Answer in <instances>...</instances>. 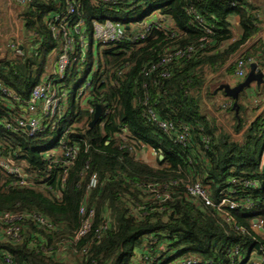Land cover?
<instances>
[{"label": "trees", "instance_id": "obj_1", "mask_svg": "<svg viewBox=\"0 0 264 264\" xmlns=\"http://www.w3.org/2000/svg\"><path fill=\"white\" fill-rule=\"evenodd\" d=\"M24 1L19 14L25 35L22 49L0 59V81L22 101L29 98L58 47L45 18L62 6V2L52 0ZM77 1L74 18L84 20L86 40L90 42L84 63L74 62L67 68L61 83L68 88L75 74L87 66V56L94 59L86 75L92 81L86 96L75 100L70 95L60 120L32 137L12 134L0 126L2 154L9 162L20 165L34 181L28 187L8 186L12 177L0 174V212L37 213L49 221L51 228L24 221L21 241L0 240V250L11 255L13 264H132L135 252L155 237L178 256L199 259V264H230L234 248L239 252L234 264H256L250 256L258 255L264 244V207L228 210L236 229L224 222L213 207H205L185 190L186 184L197 182L213 200L220 190L236 202L248 198L260 203L264 199V171L258 168L264 147V110L253 120L247 118L246 112L256 111L259 106L249 108L245 90L236 100L237 115L229 98L228 104L214 110L216 115H210L203 103L212 96L210 89L219 84L217 78L234 73V55L259 30L256 7L250 0H136L134 4L116 7ZM187 8L196 11L201 24L212 26L210 34L205 35L202 25L190 19L185 13ZM110 13L142 15L121 23L126 33L141 29L143 20L152 13L168 22H161L160 30H151L139 42L97 44L103 49L99 53L97 48L96 60L90 24L93 19H106L105 14ZM232 18L238 20L239 38L233 36ZM204 36L209 40L202 44L200 39ZM257 43L243 53L244 59H257ZM188 47L193 49L190 57H172L160 64L164 50L173 54ZM259 67L264 69V64ZM95 68L96 72H92ZM210 75L214 78L208 80ZM257 93L264 94V84ZM95 105L101 107V113L90 128L93 114L87 108ZM148 107L175 128L189 127L186 146L174 142L171 134L161 132L147 120ZM5 115L0 103V119ZM63 131H67L65 140L74 141L78 152L66 182L60 184L59 164L45 178V152L49 149L39 150V146L48 142L50 149L56 148ZM122 132L126 133L127 142L119 137ZM53 134L57 138L52 143L48 138ZM239 134L236 140L234 135ZM142 147L157 152L155 165L138 159ZM84 173L95 174L98 179V187L89 197L95 210L94 228L104 218L109 222L108 229L80 257L37 253L39 245L55 248L65 242L78 227L77 208L87 181V176L79 174ZM231 180H256L258 185L244 190L241 185L229 184ZM255 219L263 222L259 232L252 228Z\"/></svg>", "mask_w": 264, "mask_h": 264}, {"label": "built area", "instance_id": "obj_2", "mask_svg": "<svg viewBox=\"0 0 264 264\" xmlns=\"http://www.w3.org/2000/svg\"><path fill=\"white\" fill-rule=\"evenodd\" d=\"M7 10V28L8 32L5 36L3 45L9 52H17L20 44L25 41L23 23L19 16L21 5L24 0H3ZM57 3L62 2V6L58 10L48 14L45 18V25L51 31V35L58 42V47L55 51L54 58L46 63L44 73L39 82L32 88L29 98L22 101L20 97L14 94L4 83L0 81V103L6 111V115L0 119V126L12 133L22 134L32 137L44 131L49 124H54L56 120H60L66 108V103L71 93L67 87L62 85V81L67 68L71 67L74 62L79 64L84 63L85 52L88 48L86 40L85 22L81 18H74L76 12L77 0H52ZM92 4H104L110 7L120 5H131L136 0H90ZM185 13L192 21L201 26V30L206 34H210L211 25L201 24V18L193 8H187ZM144 22V21H143ZM168 22L167 18L159 16L157 13H152L143 27L131 33H126L125 27L121 22L110 19L98 20L93 19L90 24L91 39L97 44H117L127 41L130 44L144 40L149 36V32L153 29L160 30L162 23ZM201 24V25H200ZM208 38L204 36L200 39L202 44L208 42ZM79 49V53H76ZM164 50L160 64H164L172 57L182 58L184 56L190 57L193 52L191 47L184 50L177 49L173 54ZM244 49L240 48L234 55L232 62L235 63L234 76L243 79L246 76V65L254 62L256 70L264 71L260 68L256 60L252 57L244 59L242 57ZM77 55V57H74ZM5 56V55H4ZM3 56V57H4ZM2 57V58H3ZM1 55H0V59ZM96 72V68L92 69ZM162 76H166L162 73ZM91 78L85 77L83 84L78 86L72 97L75 100H82L86 96L88 89L91 87ZM145 105V103H144ZM90 114L94 113L95 106L88 107ZM105 111L104 113H107ZM147 120L156 126L161 132L171 134L173 141L186 146L189 139V127L181 126L175 128L172 123L160 119L153 108H146L145 110ZM67 130V129H66ZM67 131L60 134L59 145L55 149H49L45 152L47 157V165L45 167V178H49L53 167L57 164L61 165V170L58 176V182L64 184L68 177V172L73 165L78 148L73 142L69 143L65 140ZM119 137L127 142L128 137L126 133L122 132ZM4 147L0 144V174H5L12 177V181L8 186L14 187H28L34 184L23 172L20 165L9 162L2 154ZM155 156L157 152L152 150ZM159 152V150H158ZM17 157V154H13ZM258 168L264 171V147L261 151ZM80 176H87L79 174ZM231 185H241L244 190L250 188L254 189L258 184L256 180H240L229 181ZM0 187L3 185L0 183ZM98 187V179L95 174L87 176L85 191L78 204L77 215L79 217L78 227L72 232L71 237L65 242H61L53 247H46L39 245L36 252L39 254L50 255L55 257L65 258L68 256L80 257L86 252L89 244L106 231L109 227V222L102 219L99 227L94 228L95 210L90 205V193ZM149 188H153L148 186ZM46 189L50 187L46 186ZM185 190L188 196L197 198L203 202L205 207H213L215 213L221 217L227 224L236 228L234 219L228 214V210L242 209L250 210L256 206L264 207V199L259 201H249L248 198H243L239 202L230 200L227 197V192L220 190L217 197L213 200L208 191L199 185V183L186 184ZM154 192H156L154 190ZM234 191L232 190L231 193ZM159 198V195H155ZM253 221V230L259 232L262 230V220L255 219ZM24 221H29L36 226L50 229L49 221L42 215L26 211L11 210L7 212H0V240L18 243L22 239V226ZM237 229V228H236ZM89 234L92 236L90 237ZM87 236L90 238L87 240ZM84 240V241H83ZM83 241V244H80ZM233 259L230 264H234V259L239 254L238 249L234 248L231 252ZM139 255V256H137ZM251 261L256 264H264V244L261 245V252L250 256ZM200 260L195 257L178 256L177 252L167 246V244L155 237L150 238L147 245L139 251L135 252L132 264H199ZM210 264L209 261L206 262ZM0 264H13L11 255L0 250Z\"/></svg>", "mask_w": 264, "mask_h": 264}, {"label": "crops", "instance_id": "obj_3", "mask_svg": "<svg viewBox=\"0 0 264 264\" xmlns=\"http://www.w3.org/2000/svg\"><path fill=\"white\" fill-rule=\"evenodd\" d=\"M250 1L253 3V5L257 9L256 16L259 22V30L249 40V42H247L242 48L244 49V52L248 51L252 48L254 43L258 42L257 44L259 45L257 46L255 45L254 49L257 53L256 61L261 66L262 63L264 64V53H263L264 52V0H250ZM147 19L148 18L144 19L143 23H145ZM230 23H231V30H232L234 38H239L241 32H240L237 18H232L230 20ZM0 37H1V34H0ZM261 51L263 52L261 53ZM225 68L226 66L220 70V73L221 72L223 73ZM208 78H209L208 80H211L214 78V76L210 75ZM217 80L219 81V84L215 86V88L212 87L210 89L212 91L211 92L212 96H209L207 99L203 100L205 109L206 111H208L210 115H216L214 110H217L218 108H222V106L229 103V100L226 97H224L222 92H215L216 88L220 84H223V83L228 84L230 87H233L239 82V80H237L236 77L234 76V73H232L229 76L228 75L225 76L223 79L217 78ZM258 89L259 88H256L255 85L253 84V90L245 91L246 99H248L251 102L252 107L255 108L259 106L254 117L260 114L264 110V94L257 93ZM238 136H240V134Z\"/></svg>", "mask_w": 264, "mask_h": 264}, {"label": "rangeland", "instance_id": "obj_4", "mask_svg": "<svg viewBox=\"0 0 264 264\" xmlns=\"http://www.w3.org/2000/svg\"><path fill=\"white\" fill-rule=\"evenodd\" d=\"M141 16L142 15L140 13L132 14V15L131 14H125V13H115V14L110 13V14H105L106 19L115 20V21L121 22L123 24H127V23L131 22L132 20L141 18ZM146 18H148V17H146ZM7 32H8V28H7V10H6V5H5V3H4L3 0H0V34H1V37H0V55H1V58L4 55H6V53L9 52L8 50L5 49V47L3 45V42H4V39H5V36H6ZM87 42H90V41L87 40ZM97 48H98L99 53L103 49L102 46L99 47L96 42H93L92 54H93V56L96 57L95 58L96 60H97ZM54 57L55 56L50 57V59L48 60V62H50ZM87 58H88L87 66L84 65L81 68V70L75 74L74 78L70 81V83L68 85V89H69V91L71 93V96L73 95V93L75 92V90L77 89V87L78 86H81L83 84V81H84L87 73L89 72L90 65H91V61L92 60L94 61V59L91 60V58L88 57V56H87ZM236 79L239 80V81H242L244 78L243 79L236 78ZM251 90H253V84L250 85V87L247 88L245 91H251ZM246 101L249 104V108L250 109L253 108L252 105H251V102L248 99H246ZM256 111H253V112L247 111L246 112L247 118L250 119V120H253ZM262 124L264 126V119L262 120ZM239 137L240 136H238V135H234V138L236 140ZM56 138H57V135L56 134H53L48 139H50L52 141V143H53ZM262 139H264V135H263V138ZM49 145L50 144L48 142H46L44 144H41L39 146V150L50 149L49 148ZM51 148L55 149L54 146L51 147ZM137 156H138V159L146 162L147 164H149V165H155L156 156L153 153L152 149L147 148V147H142L141 150H140V152L137 154ZM137 256H139V255H137Z\"/></svg>", "mask_w": 264, "mask_h": 264}, {"label": "water", "instance_id": "obj_5", "mask_svg": "<svg viewBox=\"0 0 264 264\" xmlns=\"http://www.w3.org/2000/svg\"><path fill=\"white\" fill-rule=\"evenodd\" d=\"M240 1V0H233ZM22 48L19 46L18 50L20 51ZM246 76L242 81H239L233 87H230L228 84H220L215 92H222L224 97L233 100L232 109L234 110V114L237 115L238 107L236 100L238 95L242 93L244 90L250 87V85L254 84L256 88H260L264 84V71L256 70V64L254 62L246 65ZM101 113V107L99 105H95V110L92 116V120L89 123V127H93L95 123L98 121ZM161 159V156H159ZM256 221V220H253Z\"/></svg>", "mask_w": 264, "mask_h": 264}]
</instances>
